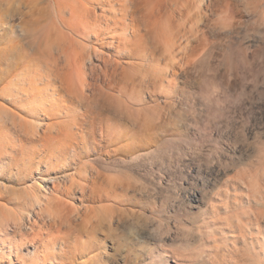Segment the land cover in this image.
<instances>
[{
    "label": "rangeland",
    "instance_id": "rangeland-1",
    "mask_svg": "<svg viewBox=\"0 0 264 264\" xmlns=\"http://www.w3.org/2000/svg\"><path fill=\"white\" fill-rule=\"evenodd\" d=\"M179 1L0 0V264H264V0Z\"/></svg>",
    "mask_w": 264,
    "mask_h": 264
},
{
    "label": "bare ground",
    "instance_id": "bare-ground-1",
    "mask_svg": "<svg viewBox=\"0 0 264 264\" xmlns=\"http://www.w3.org/2000/svg\"><path fill=\"white\" fill-rule=\"evenodd\" d=\"M152 4H153V8L158 10V11L162 8V0H153ZM174 5L177 7V10H181L180 12H182V9H181L182 3L179 0H175ZM189 8L190 7L188 4L187 9H189ZM192 8H194V7H192ZM153 18H154V24L156 26H158L159 28H161V27L165 28L167 25L166 19H169V16L167 14L165 17H163L162 19H159V20L156 19L155 17H153ZM79 30L81 32H83L82 27ZM175 34H180V33L177 31ZM73 58H74V60L72 63L74 66V74L76 76H79L81 73V57L78 53H75V54H73ZM122 105L126 108L125 104H122ZM139 122L145 123L146 122L145 117H141ZM118 183H119L118 178H106V185L104 187H102L100 190H103L105 193L107 191L112 192ZM97 192H98V190H97ZM93 193H95V192H93ZM33 194H34V198L37 199V202H40L41 197L40 196L38 197L35 193H33ZM97 194H99V193H97ZM49 198L50 197H48V200H49ZM50 206H51V208L56 209L59 206V204L55 203V202H51ZM55 206H57V207H55ZM46 210H48V208H46ZM114 212H115V205L112 201L106 203L105 205H100L98 208H94V209L90 210L89 214L87 215L86 223H91L92 228L95 230L98 227V225H100L101 219L110 218L111 214ZM2 217H3V215H2Z\"/></svg>",
    "mask_w": 264,
    "mask_h": 264
}]
</instances>
